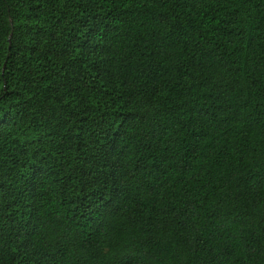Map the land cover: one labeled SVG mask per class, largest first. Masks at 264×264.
<instances>
[{"label":"trees","instance_id":"16d2710c","mask_svg":"<svg viewBox=\"0 0 264 264\" xmlns=\"http://www.w3.org/2000/svg\"><path fill=\"white\" fill-rule=\"evenodd\" d=\"M0 264H264V0H0Z\"/></svg>","mask_w":264,"mask_h":264}]
</instances>
